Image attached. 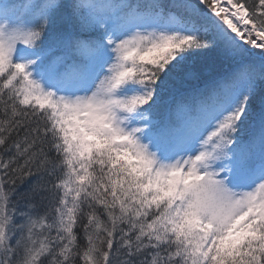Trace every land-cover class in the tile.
Listing matches in <instances>:
<instances>
[{
    "label": "snow or ice",
    "instance_id": "6c2138e0",
    "mask_svg": "<svg viewBox=\"0 0 264 264\" xmlns=\"http://www.w3.org/2000/svg\"><path fill=\"white\" fill-rule=\"evenodd\" d=\"M0 264H264V0H0Z\"/></svg>",
    "mask_w": 264,
    "mask_h": 264
}]
</instances>
